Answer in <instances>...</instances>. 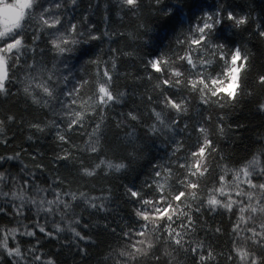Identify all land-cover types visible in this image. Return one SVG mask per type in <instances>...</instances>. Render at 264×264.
<instances>
[{
  "label": "snow or ice",
  "instance_id": "6c2138e0",
  "mask_svg": "<svg viewBox=\"0 0 264 264\" xmlns=\"http://www.w3.org/2000/svg\"><path fill=\"white\" fill-rule=\"evenodd\" d=\"M99 7L100 0L94 4L90 0L88 10L78 17L79 0H15V3L0 0V95L19 98L22 94L25 103L30 98L33 105L43 101V107L57 117L51 122L57 142L51 161L57 172L63 166L81 177H94L103 165L109 171L121 173L130 165L103 158L101 153H105L106 147L122 161H136L145 149L148 154L155 150L150 176L143 186H123L122 199L132 206L129 219L134 217L133 226L126 225L127 230L121 229V233L111 229L120 250H113L107 259L115 264H140L141 258L163 244L174 247L176 252L182 251L185 256L191 254L195 264H211L217 258L212 247L205 248L203 242L193 245L191 238L198 231L221 234L224 231L221 227L205 229V213L222 216L227 212L230 221L236 217L227 233L232 245L226 255L228 264H264V134L258 133L254 139L261 147L252 158L241 162L230 154L220 153L205 126L211 116L196 120L191 129L187 123L183 127L179 124L189 111V103L197 97L202 107L215 105L223 110L253 95L246 91L249 56L240 45L229 47L220 35L226 30V22L239 28L253 19L251 13L240 15L227 0H218L215 10L203 11L192 22L188 15L192 10L191 0H148L147 5L144 0H115L117 16L121 12L137 16L142 7H147L151 11L146 18L154 24L141 23L135 36L128 33L133 39V51L112 48L109 60L89 61L96 66L95 80L91 81L74 73L68 57L78 46L101 39L88 14ZM111 10L106 4V22L111 19ZM169 32L175 35L164 44ZM256 34L264 39V23H257ZM103 36L111 43L123 38L122 33L107 28ZM161 44L166 51L156 50ZM142 48L148 51L141 52ZM49 55L54 61L51 68L47 67ZM123 57L131 59L133 66L139 61V69L146 76L120 73L117 60ZM18 71L25 72L23 80L17 77ZM155 74H159L154 86L160 90L159 94L155 98L149 94L145 99L140 92L141 104H134L126 114L119 113V119L113 117L115 129L125 131L123 136L114 137L123 143L113 144L108 137L107 113L124 106L126 96L124 92L113 93L114 79L131 77L130 98L135 100L137 90L146 88V82L150 83ZM256 83L264 86V74L257 76ZM20 84L24 85L22 89L18 87L13 93L12 87ZM85 88L91 94L82 99ZM177 93L181 94L180 98ZM161 106L168 110L167 114L157 110ZM257 111L264 113V100L258 104ZM172 113L176 118L169 122ZM226 119V114L218 117L217 130L221 136L226 134L223 126ZM5 120L12 126L24 124L22 117L18 122L16 114L7 115L0 118V134L4 133ZM149 120L153 122L148 123ZM64 123L66 129L62 127ZM87 127L92 130L83 133L88 140L80 156L63 147L70 143L69 133ZM240 127L235 125L236 129ZM32 129L45 133L40 123L30 124L29 130ZM232 129V125L227 126V131ZM185 135L193 140L191 145H186ZM12 138L0 135V144L6 147ZM28 140H33V136L29 135ZM25 151L21 148L11 155L0 154V216L7 217L8 224H14L0 226V258L6 264H56L51 257L43 258L47 253L40 251L42 239L55 240L87 257L86 245L92 241L83 230L100 225L82 223L84 217L76 209L83 205L82 211L90 216L119 215L123 211L121 196L111 188L102 189L101 195H89L78 189L71 191V182L58 174L50 181L47 177L42 180L45 166L35 163L29 167L22 160ZM84 153L99 159V163L85 167L81 159ZM30 155L35 162L44 153L37 149ZM217 156L218 176L208 163L210 157L215 160ZM208 183L212 186L205 192L204 185ZM145 190H154V196L149 197ZM103 227L107 229L108 224ZM61 234H65L63 240ZM120 241L125 243L121 246ZM25 243L29 246L22 250ZM152 259L153 264H160L162 257L153 255Z\"/></svg>",
  "mask_w": 264,
  "mask_h": 264
},
{
  "label": "trees",
  "instance_id": "16d2710c",
  "mask_svg": "<svg viewBox=\"0 0 264 264\" xmlns=\"http://www.w3.org/2000/svg\"><path fill=\"white\" fill-rule=\"evenodd\" d=\"M4 3H15L13 0H3ZM94 4L96 0H91ZM90 0H79V11L77 13L78 17H83L84 12L88 10V5ZM148 0H144V4L147 5ZM192 10L188 14L192 18V22H195V17L201 15L203 11L215 10L218 4V0H191ZM227 3L232 6V9L239 13L240 15H245L251 13L253 19L239 28L232 25V22H226V30H222L220 35L224 38V42L229 45V47H235L240 45L243 51L249 56V68L246 73L247 75V88L246 91L252 92V96H245L240 104L234 107H226L223 110L213 106H201L199 104L198 97L196 100L191 101L188 105L189 111L185 117H183L179 124L181 127L185 123L189 124L191 129L192 124L196 120H201L203 117L211 116V120L205 125L209 130V135L213 136L214 142L216 143L221 154H230L234 159H239L241 162L245 160H250L253 153L261 147L254 143V139L257 134H264V113L257 111L258 104L264 100V86L256 83V78L259 74H264V39L258 38L256 34L257 23H264V0H227ZM111 7V19L105 21V5ZM115 0H100V7L93 8L89 11L90 23L95 28V33L101 36V39L92 41L88 45H80L77 47L76 51L69 55L68 62L70 65H74V73L79 77L89 79L91 81L95 80L96 66L94 64H89V61L109 60L111 53L110 49L119 48L122 52L133 51V39L128 35L132 33L133 36L136 35V30L139 24H149L153 25L154 22L151 19H147L148 13L151 9L147 7H142L137 16H133L132 13L124 15L121 12L120 16L116 15L115 10ZM140 17V18H137ZM187 19V17H184ZM186 26V25H185ZM108 31H118L123 34V38L117 40L116 43H111L107 38L103 36L105 29ZM156 34L154 33L153 36ZM175 35L174 32H169L167 34V39L164 44L171 40ZM30 42V41H29ZM164 44H161L157 51L165 50ZM148 51V49H141V52ZM31 60V56H29ZM53 59L51 55L47 57V67L51 68ZM118 71L120 73L134 72L138 75L146 76L142 70L139 69V61L135 62L133 66V61L127 57L117 60ZM110 66V64H109ZM220 71V68L216 69ZM25 76V72L18 71L17 77L22 79ZM159 74H155L153 80L148 83L146 82V88H140L137 90V98L135 100L130 98V93L132 91L131 77L127 80L124 77L116 80L114 79L112 91L114 94L118 92L126 93L124 106H118L115 111H109L107 116L110 121V128L108 131V137L112 140L113 144L123 143V141H116L114 137L116 135L123 136L125 134L124 130L115 129L116 117L119 119V113H127L134 104H141L138 99L139 93L143 92L145 99L147 95L152 94L155 98L159 94L160 90L155 89V84L158 82L156 77ZM26 83V81H24ZM23 84L12 87V92L15 93L17 88L23 87ZM82 99H86L87 95L91 92L88 88L82 90ZM186 95V93H184ZM181 94L177 93V98H180ZM144 105H142L141 110H144ZM27 109V110H25ZM158 111L163 110L166 114L167 109L157 108ZM17 115V121L21 119L24 120L23 126H12L9 122L5 120L4 133L0 134L7 136L9 138V143L5 147L0 144V154L11 155L21 148L26 149L22 153V160L29 167H33L35 163L43 164L45 166V172L41 179L45 177L50 181L53 175L58 174L70 181L71 191H85L89 195H101L102 189L111 188L113 193L117 196H121L120 203L122 205L123 211L119 214H113L105 217L103 213L100 215H89V212L82 211L83 205L76 209L78 214L84 217L82 223H88L90 225L99 224L100 227H89L83 230V234L91 237V243L86 245L87 247V257H83L78 254L75 248L62 247L61 243L55 240H43V247L40 251L47 253L43 258L46 260L49 257L55 260L56 264H115L112 259H107L113 250L119 251L117 246V236L111 233L112 228H116L117 233H121V229L127 230V226L132 225V206L131 204H125L122 199V194L124 192V185L135 184L137 188L143 186L145 179L150 176V162L152 156L155 155V150H152V154H148V150L145 149L140 153V159L136 161L120 160L118 157L114 156L109 147H106L105 153H101V156L105 159L111 160L113 163H128L130 166L127 170L121 173H116L114 171H109L103 165L100 170H97L98 174L94 177H81V175L76 174L75 170L65 168L63 166L59 167L57 170L53 167L51 157L54 154V149H56L57 142L54 140L55 129L51 127V122L57 117L53 116L52 112L48 108L43 107V101L40 105L31 104V99H28L27 104L23 98V95L18 98L17 96H4L0 95V118L6 117L7 115ZM227 116L224 122V127L226 129V134L221 136L217 130V124L219 123L218 117L220 115ZM175 114L172 113L169 117V122L171 119H175ZM149 120L148 123H152ZM32 123H40L41 127L45 128V133H38L35 129L29 130V125ZM94 126V121L91 122ZM242 125L239 129L235 128V125ZM232 125V131H227V126ZM63 128H67V124L62 125ZM91 127L87 128H77L72 133H69L70 143L63 145V147L68 148L73 151L74 154L80 156L83 152L86 141L88 140L87 135H83L84 132H91ZM32 135L33 140L29 141L28 136ZM143 136V133H140ZM193 133V140L195 137ZM39 138V139H37ZM186 145H191L193 140L188 139L187 135L184 136ZM103 143V141H102ZM76 147L73 148L72 146ZM44 153V156L37 157L36 161L33 162L31 159V153L37 151ZM127 151H131L128 148ZM184 153H181L183 155ZM84 161L85 167H94L95 164L99 163V159L93 158L89 153H84L81 157ZM219 157L217 156L215 160L209 158V167L215 169L214 175L218 176L220 174L219 169L215 168L216 162H218ZM231 166V165H230ZM238 166V165H236ZM230 180L231 177L229 176ZM47 187V184L43 185ZM212 184L208 183L204 185L205 192L208 187ZM147 192V190H145ZM149 197L154 196V190L152 192H147ZM203 195V193L201 194ZM236 217L233 216L231 221L229 219V214L225 212L221 215H214L205 213V229L216 227H221L224 231L221 234H215L214 232L198 231L192 236L191 242L193 245L203 242L205 248L211 246L214 252L217 254L216 260L211 261V264H228L226 260V255L229 254L228 250L231 249L232 245L229 242V236L227 233L231 231L232 223L235 221ZM28 221H25L27 223ZM107 223L108 228L105 229L103 225ZM7 225L9 227L14 226V224H8V218L0 216V226ZM138 227V225L136 226ZM79 230V229H78ZM38 235H40L38 233ZM65 234H61V240H63ZM70 238V237H69ZM27 239V238H26ZM32 243H35L33 240ZM125 242L120 241L122 246ZM29 245L25 243L22 245V250L27 248ZM82 247L85 245H81ZM161 256L162 259L160 264H172L173 258H175V264H195L194 258L189 254L185 256L184 253L176 252L174 247H167L161 244L158 249L154 250V253L149 254L146 257L141 258L140 264H153L152 256ZM0 264H6V262L0 258Z\"/></svg>",
  "mask_w": 264,
  "mask_h": 264
},
{
  "label": "rangeland",
  "instance_id": "374dc122",
  "mask_svg": "<svg viewBox=\"0 0 264 264\" xmlns=\"http://www.w3.org/2000/svg\"><path fill=\"white\" fill-rule=\"evenodd\" d=\"M13 1H15V0H13Z\"/></svg>",
  "mask_w": 264,
  "mask_h": 264
}]
</instances>
